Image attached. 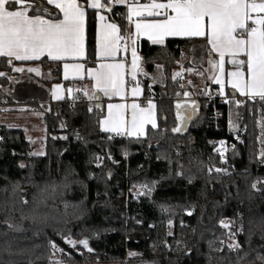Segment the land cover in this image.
I'll return each instance as SVG.
<instances>
[{
  "label": "trees",
  "instance_id": "1",
  "mask_svg": "<svg viewBox=\"0 0 264 264\" xmlns=\"http://www.w3.org/2000/svg\"><path fill=\"white\" fill-rule=\"evenodd\" d=\"M114 12L126 13V8L117 6ZM105 14L112 17V13ZM114 19L121 32L125 33L127 20L122 15H116ZM96 26L97 16L94 15V10H88L87 66L96 64ZM196 44H199L198 40H171L164 47H152L146 42L141 44L144 70L149 76L158 75L156 64L163 66V83L166 86L159 82L152 84L150 78L141 76L146 95L154 92L158 99L160 129L170 130L177 123L175 93H183L184 89L180 88L179 83L173 81L171 76L179 67L182 54L186 58L188 55L192 56V49ZM198 56L199 61L201 54ZM186 62L189 67V59ZM52 66L53 74L58 77L56 80L61 81V65ZM10 70L11 67L4 60L0 62V72L6 73ZM2 85L0 81V87ZM207 89L211 94L219 93L216 87L210 86ZM202 96L204 97L192 98L199 103V112L191 121L189 129L182 135L170 131L162 135L161 132L152 130L147 138L139 140L122 136H113L109 140V134L100 131L98 123L105 112L101 105H95L92 112H89L88 103L71 106L66 99L50 103L44 110L45 155H29L33 152V145L29 143L27 132L23 129L1 126L3 142L0 143V222L11 219L13 224L23 225L24 230L12 231L0 223V260H10L12 264H48L45 239L47 236L55 240L65 252L71 253L72 260L69 264H103L114 261L123 263L127 259L126 264H235V255L228 253L227 249L223 253H209L207 241L224 239L225 229L219 226L218 221L222 218H236L237 213L243 217L246 233L249 230L254 233L252 247L258 248L264 243L260 240L261 234H264V194L252 192L250 182L245 179L243 173L247 169L253 175L264 176V166L255 162V153L261 147L257 139L261 133L258 121L262 120L261 110L264 105L248 102L243 107L233 106L232 108L240 113L242 131L231 133L226 104H220L219 99L208 102L207 95L203 93ZM227 96H232V93L227 91ZM37 109L41 112L39 107ZM245 126L247 130L243 131ZM76 131L89 141L87 145L74 138L73 133ZM237 135L243 143L236 139ZM62 136H68V139H53ZM221 140L235 144L238 152V155L233 156L229 151L227 165L221 163L219 156L214 152V146ZM177 150L182 153L181 162L186 168L190 167L192 173L197 176L192 184L177 177L176 164L170 165L168 160L163 158L167 155L175 161ZM105 152H110L113 159L118 161L117 164L104 161V170L111 169L113 173L110 180L100 179L101 169L89 163L93 153L103 155ZM124 153H127V158ZM158 155L161 156L160 159L157 158ZM190 157L203 161L205 165L211 163L219 168L231 166L229 170L232 175L213 172L209 181L206 173L197 171L195 164H189ZM20 163L26 164L27 167L20 168ZM69 169L77 174L72 179L83 181L85 188L73 183L70 189H63V178ZM90 173L95 174L97 179H89ZM146 180L158 181L151 200L144 197L134 199L133 195L128 193L129 187L133 183ZM16 182H19L20 187L14 191L13 185ZM45 186L49 189L48 198L41 210L48 217L47 224L32 225L31 221L21 219L20 209L27 213L34 197ZM54 186L55 191H52ZM105 191L108 195H105ZM22 197L29 201L28 205L21 204ZM81 201H84L83 209L86 213L82 220L65 215V202L78 205ZM152 201L195 206L191 217L183 215L181 208H176L177 215L172 229L175 239L185 241L192 249L189 257L182 253L178 256L175 251L169 252L164 247L166 217L161 215ZM72 211V208L67 209L68 213ZM181 219L187 227H180ZM239 222L237 219V223ZM38 228H43V231L36 236L34 233ZM82 228L89 230L85 232L86 235H91L93 231L100 233L99 239L90 241L93 253L81 248L83 255L78 254L63 244L54 231L71 229L79 239ZM193 229L196 230L195 234ZM238 239L245 244L247 250L246 235H241ZM167 240L169 244H173L172 237ZM153 244L156 245L155 249ZM7 245L11 246L14 253L12 256L3 252ZM129 252L140 255L130 257ZM209 255L212 257L211 261L208 259ZM221 257L224 259L221 260ZM63 259L67 261V257Z\"/></svg>",
  "mask_w": 264,
  "mask_h": 264
},
{
  "label": "snow or ice",
  "instance_id": "2",
  "mask_svg": "<svg viewBox=\"0 0 264 264\" xmlns=\"http://www.w3.org/2000/svg\"><path fill=\"white\" fill-rule=\"evenodd\" d=\"M46 5L52 6L51 8ZM123 6L126 13L114 12V8ZM94 10V15L100 21V28L97 34L96 55L98 63L94 67L86 68L80 61L86 60V24L88 10ZM112 13V17L102 15L100 13ZM116 15H122L131 26L134 24V32H127L121 35V28L114 19ZM151 17L152 20L145 18ZM146 37L153 45L165 46V42L169 37L181 38H201L203 40L202 47L206 46L205 55L208 57L207 63L212 70L207 77L208 80L219 86V95L224 97V103L229 104L228 127L230 132L239 133L242 129L239 126L240 113L233 112L232 107H243L246 103L251 102L253 105L259 103L264 105V0H149L148 3H139V0H0V58H4L5 63L17 73H28L41 75L38 68L18 67L14 62H32L40 61L42 58L54 62L63 63V78L68 80L81 78L83 73L94 82L91 90L76 89L75 91L83 92V96L89 101L99 100L97 93L112 99L118 97L121 101H125L129 95V84H131L130 94L133 102L128 103H109L107 106V115L104 119L99 120L100 131L104 133L134 136L139 140L140 137H148L152 130H156L166 135L169 131L173 134H183L187 131L190 122L199 112L200 105L195 100H191V93L185 88L181 82L184 73H194L201 78L204 72L209 71L203 68L204 57L201 56L197 61L195 57L192 59L191 66L184 68L180 63L181 71L175 72L171 79L179 83L180 88L184 89L183 93L176 92V97L181 95L188 99H178L175 104L176 124L170 130L167 128L160 129L156 117V104L151 98H145L146 104L142 106L136 102L143 93L141 82L138 76L143 75L150 78L153 83H161L165 77L163 76V66L156 64L158 75L149 76V73L142 67L145 62L138 55L137 43L140 37ZM131 48V61L127 62V54ZM195 52V49H192ZM123 56L124 59L117 61V57ZM182 59H184L182 54ZM227 58V61H226ZM111 60L112 62H105ZM71 61V63H70ZM230 63L232 69L226 71L225 64ZM179 63V62H178ZM0 77H7L5 72H0ZM130 77V80H129ZM179 78V79H178ZM191 81L188 84L191 86ZM230 86L236 93L245 97L244 101L235 99L229 100L225 93V87ZM68 93H72L73 89H67ZM203 93L211 99V94L207 88L203 89ZM53 97L56 100L64 99L62 86L56 84L54 86ZM99 107V105H97ZM131 110L130 119L128 118V110ZM92 112V108H88ZM262 120L258 121L261 126L260 137L257 139L261 147L255 153L256 160L259 165L264 166V109L261 110ZM235 115L236 119H233ZM64 127V125H61ZM150 126V127H149ZM247 130V126L243 131ZM74 138L87 145V141L80 135L78 131L73 133ZM109 140L112 135L107 137ZM53 139L67 140L68 136L53 137ZM236 139L243 143L240 136ZM3 137H0V141ZM29 143L35 144V140H29ZM231 151L233 156L238 155L235 144L228 145L226 141L221 140L218 146H214V152L219 156L220 161L228 164L226 152ZM15 155V153H13ZM29 155H45L43 150L29 153ZM176 160L173 161L165 155L169 164H176L175 175L185 179L188 184H192L197 176L192 173V169L186 168L181 162L182 153L177 150ZM127 158V153H124ZM158 159L161 156L158 155ZM251 159V157H250ZM111 161L117 164L118 161L113 159L110 152L103 155L93 153L89 163L94 164L96 168L101 169L100 179L110 180L112 178V170H104V161ZM211 157H209V161ZM189 164H195L197 171L206 173L209 181L212 174L232 175L229 170L231 166L225 168L215 167L213 164L205 163L197 158H189ZM20 168H26L24 163L19 164ZM171 172V169H170ZM77 174L74 170L69 169L63 178L62 187L66 191L71 188L73 183L79 184L85 188L83 181L72 179ZM246 180H249V187L252 192L264 194V176L253 175L249 170L245 169L243 173ZM89 179H97L95 174L90 173ZM158 181H142L133 183L130 186L129 193L135 198H148L151 200L156 191ZM20 187L19 182L13 185L15 191ZM107 188V185L105 186ZM135 189L133 192L132 190ZM49 189L45 186L40 189L39 193L34 197L32 206L27 213L20 209L21 219L31 221L32 225H46L48 217L42 212V207L46 205L47 193ZM52 191H55V186ZM99 195V193H98ZM105 195H108L105 191ZM123 195V193H121ZM86 199V197H85ZM158 207L162 216L166 217L165 240L164 247L169 252L175 251L179 256L182 253L185 257L191 255L192 249L188 244L179 239H175L173 232L174 218L177 215L175 209L181 208L183 215L191 217L195 211L194 205L181 206L171 205L163 202L152 201ZM21 204L28 205L27 199L21 198ZM84 201L78 205L65 202V215L72 216L76 220H82L85 216L83 209ZM68 208H72L71 213L67 212ZM239 219V223H237ZM4 225L12 231H23V225H16L11 219H5ZM139 223V221H137ZM218 224L225 229L223 233L224 239L216 238L207 241L209 253H223L225 249L230 254L235 255V264H264V243L258 248L252 247V233L250 230L246 233L243 217L237 213V217L233 219H220ZM180 227L185 228L187 225L183 219L180 221ZM43 228H38L34 233L39 236ZM55 235L59 237L63 244L83 255L80 251L82 248L88 253H93L94 249L90 246L92 239H99V231H93L91 235H86L88 229H81L80 238H76V233L71 229L54 230ZM195 234V229L192 230ZM215 235V234H213ZM246 235L247 250L245 244H242L238 237ZM173 238V244H169L167 238ZM46 248L48 252V264H69L72 260L71 253L65 252V249L50 237H45ZM260 240L264 242V234H261ZM174 245V247H173ZM218 245V246H217ZM40 247V245H37ZM153 249L156 245L153 244ZM3 252L8 256L14 253L11 246L4 247ZM130 257L140 255L136 252H129ZM67 257V261L63 259ZM211 261V255L208 256ZM224 257H221L223 260ZM0 264H12V261L0 260ZM151 264V262H144Z\"/></svg>",
  "mask_w": 264,
  "mask_h": 264
},
{
  "label": "crops",
  "instance_id": "3",
  "mask_svg": "<svg viewBox=\"0 0 264 264\" xmlns=\"http://www.w3.org/2000/svg\"><path fill=\"white\" fill-rule=\"evenodd\" d=\"M89 10H91V9H89ZM100 14L107 15L103 12ZM152 19H149V21ZM86 28H87V24H86ZM99 28H100V21L97 17L96 43H97V34H98ZM127 32H134V24L129 26L128 22H127V29H126L125 33L121 32V34L126 35ZM171 40H198L199 44H196L195 46H193V49L196 48L200 44L203 45V43H204L201 38L189 39V38H181V37H169L165 42V46ZM142 42H146L152 47H159V46L164 47L161 45H153L151 43V41H149L146 37L142 36V37H140V39L138 40V43H137L138 55H140L141 57H142V54H141ZM85 46H86V56L88 59L87 35H86ZM206 51H207V47L204 46L200 52L201 56L204 57L203 68H200L199 70L203 71L204 69H208L209 71L204 72L203 78L195 75L194 73H191L192 75H190L189 73L185 72L184 76H183V80L181 81L185 85V88L188 89L189 92L191 93V96H190L191 100H193L192 98H195V99L196 98L197 99L202 98V97H199L198 95L202 96L203 95V89L210 87V86L216 87L217 91H219V86L207 79V77L209 76V73L212 70L210 69V66L207 63L208 57L205 55ZM95 57H96V64H97L98 63L97 55H95ZM87 59L80 61L81 63H83L85 65L86 68L96 66V64L92 65V66H87ZM116 59H117V61H119V60L124 59V57L121 56V57H117ZM3 60H4V58H0V62ZM130 61H131V48H129V52L127 54V62L129 64H130ZM186 61H187V59L185 60V64H183L185 69L188 68ZM226 61H227V58H226ZM105 62H112V61L106 60ZM14 63L16 66L24 67L25 69H27L28 67L38 68L40 71H43L44 69H49L52 74H53V70H52L53 66L52 65H56V64L61 65V69H60L61 81H57L56 79H58V77H55V76L52 77L50 80H44L40 76H36L35 73H28L27 70H25V72H23V73H17L15 71H13L12 68L9 72H6L7 77L11 76L8 80L5 79L4 77H0V81L3 84L0 87V109L3 110L4 113L5 112L7 113L6 116H3V117L0 115V119L1 120L7 119L8 124H10V125L12 124L11 126L23 129L24 131L27 132V136L30 135V133H29L30 131H32V133L34 135L38 134L39 132L44 133V134L46 132L45 127L38 128L37 126H34V123H30L27 120L30 119V121H31L32 119H34V117H39L42 114L39 110H37L38 107L43 108V106H48L50 103H56L53 101V98H52V91H51L52 85L60 84L63 87V90L65 91V94H66L65 98L63 100L74 99L79 93V92L75 91L76 89L87 88V89L91 90L93 87L94 82L87 76L86 73L82 74L83 79H81V78L72 79L70 77L68 80H65L63 78V73H64L63 63L48 60L46 57L42 58V60H40V61L14 62ZM70 63H71V61H70ZM180 63H182V62L180 61ZM142 67L144 68V64L142 65ZM225 69H226V71L233 70L232 65L230 63H227V62L225 64ZM174 71L175 72L181 71L180 64H179V67L177 69H175ZM141 76L142 75L138 76V79L141 82V87L143 88V93L139 98L136 99V102L140 103L142 106H144L146 104L145 98L146 97L149 98V95L151 93H154V92H150L149 95H146L143 80L141 79ZM129 80H130V77H129ZM188 81L192 82L191 86L188 84ZM152 84H155V83L152 82ZM69 88L73 89V92L71 94L68 93V91H67V89H69ZM130 89H131V84H129V95L125 101H121L118 97H113L112 99H109L108 97L104 96L102 93H97V95L100 97L99 100L89 101L87 98H86V100L88 102L93 103V106L101 105L102 108H104L105 112H104V116L101 118V120H102L107 115V106L109 103L115 104V103L124 102V103H128L130 105L133 102V98L131 97V94H130ZM227 91L233 93L234 90L230 86H226L225 87V93L226 94H227ZM180 93L182 94V92H180ZM216 95H219V93ZM219 96L222 97L221 95H219ZM227 97L237 98V97H242V96H240L239 93H236L235 97H233V96H227ZM222 98L224 99V97H222ZM152 100L156 104V117H157V122L160 126V118H159V111H158V99H157V97H155V99H152ZM59 101H61V100H59ZM229 107L227 108L228 111H229ZM130 115H131V110L129 109L128 110V118L129 119H130ZM107 134L112 135V136H117L115 134H110V133H107ZM120 136L137 139L134 136H128V135H120ZM140 138H144V137H140Z\"/></svg>",
  "mask_w": 264,
  "mask_h": 264
},
{
  "label": "rangeland",
  "instance_id": "4",
  "mask_svg": "<svg viewBox=\"0 0 264 264\" xmlns=\"http://www.w3.org/2000/svg\"><path fill=\"white\" fill-rule=\"evenodd\" d=\"M203 49V47L201 46V44L200 45H198L196 48H195V52H193L192 53V56H190V55H188L187 56V58L186 57H184V59H182V64H185V60L186 59H189V63H190V66H191V63H192V59H193V57H195V59L198 61V58H199V54H200V52H201V50ZM204 52V51H203ZM181 69V68H180ZM52 70L54 71V69L52 68ZM41 72V75H39L41 78H43L44 80H50L52 77H54L55 75L54 74H52L51 73V71L49 70V69H44L43 71H40ZM175 73V71L173 72V74ZM190 74V73H189ZM12 75V74H11ZM190 75H192V74H190ZM37 76V75H36ZM56 77V76H55ZM187 85V84H186ZM54 86L55 85H52L51 86V91L53 92V89H54ZM62 90H63V87H62ZM198 94V93H197ZM63 95H64V98H65V91L63 90ZM199 97H204V96H201V95H198ZM52 98H53V101L54 102H58L54 97H53V95H52ZM63 100V99H62ZM41 109V115L39 116V117H34V119H32L31 121H30V119H28L27 121L28 122H30V123H34V126H37L38 128H40V127H45L46 128V126H45V123H44V116H45V113H44V110L46 109V106H43V108H40ZM37 110H39V109H37ZM232 110H233V112L235 113V112H237V110L235 109V108H232ZM6 112L4 113V111L3 110H1L0 109V115L3 117V116H6ZM233 119L235 120L236 119V117H235V115L233 116ZM238 123H239V126H240V122L238 121ZM12 125V124H11ZM10 124H8V122H7V119H0V127L1 126H5V127H7V128H17V127H13V126H11ZM241 127V126H240ZM261 127V126H260ZM30 133V135H28L27 136V138H28V140L29 139H31V140H35L36 141V143L35 144H32L33 145V152H38V151H40V150H43V148H44V143H45V140H46V132H45V134L44 133H41V132H39L38 134H36V135H34L33 133H32V131H30L29 132ZM231 133H235V132H231ZM0 134H1V129H0ZM3 142V140L0 142V143H2ZM36 156H40V155H36ZM221 163H223V162H221ZM104 166H105V162H104ZM129 189H130V187H129ZM129 189H128V193H129ZM133 192L135 191V189H133L132 190ZM134 197V196H133ZM140 198H142V197H140ZM139 198V199H140ZM134 199H137V198H135L134 197ZM139 199H137V200H139ZM128 262V259L125 261V262H117V261H114V262H108V263H103V264H126ZM99 263V262H98ZM99 264H101V263H99Z\"/></svg>",
  "mask_w": 264,
  "mask_h": 264
},
{
  "label": "bare ground",
  "instance_id": "5",
  "mask_svg": "<svg viewBox=\"0 0 264 264\" xmlns=\"http://www.w3.org/2000/svg\"><path fill=\"white\" fill-rule=\"evenodd\" d=\"M81 93H83V92H82V91L79 92L78 95H77L74 99L69 100L70 105L73 106V105H76V104L88 103V106L91 107L92 110H93V108H94L93 103L88 102V101L86 100V97H84V96L82 97V99H83L82 102H76V100L80 97V94H81ZM210 94H211V93H210ZM151 95L153 96V98H151ZM211 96H215L216 99H219V100H220V104H221V101H222V100L224 101V99H223L222 97H220L219 95L211 94ZM149 98H151V99H155L154 94L151 93V94L149 95ZM182 98H185V97H182V95H181L180 98L176 97V100H178V99H182ZM206 98H207V100H208V96H207ZM228 98H231V97H228ZM238 98H240V97H237V98H231V100H232V99L237 100ZM208 102H209V100H208ZM222 104H226V103H222ZM226 106H227V108H228V107H229V104H226ZM0 137H2L1 134H0ZM0 142H1V141H0ZM227 156H228V155H227Z\"/></svg>",
  "mask_w": 264,
  "mask_h": 264
},
{
  "label": "built area",
  "instance_id": "6",
  "mask_svg": "<svg viewBox=\"0 0 264 264\" xmlns=\"http://www.w3.org/2000/svg\"><path fill=\"white\" fill-rule=\"evenodd\" d=\"M148 2H149V0H139V3H148ZM160 2H166V0H160ZM145 19H146V20H149V19H152V18H151V17H147V18H145ZM121 35H123V34H121ZM82 97H83V93L80 94V97L76 100V102H82V101H83ZM151 98H153L152 95H151ZM182 99H184V98H182ZM215 99H216L215 96H211V99H209V97H208L209 102H212V101H214ZM228 99L231 100V98H228ZM245 99H246L245 97H240V98H238L237 100H238V101H244ZM222 103H224L223 100L221 101V104H222ZM224 141H226L228 145H232V144L229 143L227 140H224ZM216 146H218V142L216 143ZM228 153H229V151L226 152L225 155L227 156Z\"/></svg>",
  "mask_w": 264,
  "mask_h": 264
},
{
  "label": "water",
  "instance_id": "7",
  "mask_svg": "<svg viewBox=\"0 0 264 264\" xmlns=\"http://www.w3.org/2000/svg\"><path fill=\"white\" fill-rule=\"evenodd\" d=\"M184 99H188V98H184ZM193 100H194V99H193ZM196 116H197V115H196ZM194 118H196V117H194ZM194 118H193V119H194ZM192 121H193V120H192ZM190 125H191V122H190V124H189V126H188V129H189Z\"/></svg>",
  "mask_w": 264,
  "mask_h": 264
},
{
  "label": "flooded vegetation",
  "instance_id": "8",
  "mask_svg": "<svg viewBox=\"0 0 264 264\" xmlns=\"http://www.w3.org/2000/svg\"><path fill=\"white\" fill-rule=\"evenodd\" d=\"M10 77H11V76H9V77H4V78L8 80Z\"/></svg>",
  "mask_w": 264,
  "mask_h": 264
}]
</instances>
